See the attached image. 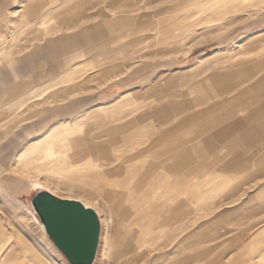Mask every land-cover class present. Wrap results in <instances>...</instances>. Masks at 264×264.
Returning <instances> with one entry per match:
<instances>
[{
    "label": "rangeland",
    "instance_id": "rangeland-1",
    "mask_svg": "<svg viewBox=\"0 0 264 264\" xmlns=\"http://www.w3.org/2000/svg\"><path fill=\"white\" fill-rule=\"evenodd\" d=\"M64 1L0 0V262L8 249L22 244L27 264H71L32 206L35 193L46 189L80 200L100 216L94 264H264V172H258L260 164L255 162L260 153L249 149L231 154L218 145L204 152L193 171L181 169L186 180L178 196L183 214L178 223L166 219L164 226V215L159 222L157 218L163 211L157 216L151 211L159 207L156 190L141 187L153 173L125 171L130 134L124 124L127 111L136 109L131 114L135 116L156 104L160 93L150 94L152 90L166 89L160 105L176 98L169 83L172 76L197 73L223 58L264 52V0H206L224 10L209 12L205 6L191 5L166 13L170 25L137 28L121 40L126 52L94 65L91 61L99 56L83 49L49 58L46 51L34 54L50 39L75 34V14L107 9L112 0H80L59 7ZM164 4L147 5L142 12ZM69 6L73 11L64 13ZM32 8H37L33 15ZM58 58L65 64L51 74ZM34 74L39 75L37 81ZM115 123L117 156L111 170L109 126ZM55 128L62 134L45 138ZM77 138H85L84 152ZM92 138L101 141L100 160L92 155ZM23 152L27 156L19 161ZM237 159L246 166L226 171L225 166ZM56 169H61L59 174ZM106 173L114 178L112 189ZM112 191L142 209L120 211ZM142 197L148 198L144 205ZM149 199L154 200L152 206Z\"/></svg>",
    "mask_w": 264,
    "mask_h": 264
},
{
    "label": "crops",
    "instance_id": "crops-1",
    "mask_svg": "<svg viewBox=\"0 0 264 264\" xmlns=\"http://www.w3.org/2000/svg\"><path fill=\"white\" fill-rule=\"evenodd\" d=\"M168 1L123 0L118 4L117 0H112L107 3L108 10L99 8L92 12L81 11L72 19L73 26L78 28L75 34L50 39L44 46H38L34 54L46 51L50 54L49 58L69 50L83 49L87 54L99 56L96 61H91L90 65H94L103 57L110 58L119 52H126L127 48L121 45V40L133 36L137 33V28L143 31L170 25L171 21L166 18V13L191 5L205 6L209 12L221 13L224 10L223 6L215 7L207 4L206 0H181L177 4H167ZM72 2L79 4L80 0H65L59 7L70 5ZM156 2L165 4L152 12H142L145 6ZM53 11L54 9L48 11L44 17L51 15ZM72 11L73 6H69L64 13ZM36 12L37 8L30 10L32 15ZM119 45L123 47L122 50ZM110 46L115 48H109ZM128 52L133 53L132 50ZM63 64L65 63L58 58L49 72L54 73ZM73 74H76V71ZM38 76L34 74V80L37 81ZM60 80L62 81V77ZM169 83L174 88L172 96L178 99L174 98L160 105L167 96L160 94L166 89H154L150 94L160 93L154 99L155 105L148 106L149 108L146 106L144 111L135 116L131 114L137 110H129L124 118L125 132L130 134V139L129 137L126 139V146L130 147V152L125 154L130 160L125 164V171L131 175L135 172L153 173L147 184L141 187L156 190L155 203L159 207L151 211L156 216L163 211L157 218L159 222L161 215H164V226L166 219L178 223L180 215L183 214L178 196L180 186H184L186 180L181 177L180 170L193 171L194 163L202 162L205 151L214 150L218 145L226 148L231 154L255 150L260 153L255 160L260 164L258 172H264V143H260L264 142V52L254 56L236 55L234 58H223L197 73L172 76ZM23 88L24 86L16 88L14 92L22 91ZM129 115L131 116L127 117ZM113 125L116 123L109 126L107 153L110 169L116 167L117 156L116 138L112 134L113 131L116 132V128L113 129ZM59 130L60 128L53 129L45 138L61 135ZM84 139L77 138L76 144L83 148V152L85 150L81 142L83 143ZM92 141V155L100 160L101 141L95 142L93 138ZM96 165L92 163V167ZM245 166V162L237 159L226 165L225 169L228 172H235L236 167ZM106 179L107 186L114 188V178H109L107 174ZM192 188L198 192L197 187ZM236 190V188L228 190L227 194L231 195ZM112 194L120 211L130 214L141 208V205L135 209L126 204V201L120 199L119 194L114 191ZM147 200V197H142L139 201L146 204ZM153 203L154 200L149 199V205L152 206ZM167 205H172V208H166ZM149 213L151 214L149 211L147 215ZM223 216L225 215L221 214V217ZM149 218L152 216L147 217ZM22 246L20 244L16 248L8 249L0 264H27L22 255Z\"/></svg>",
    "mask_w": 264,
    "mask_h": 264
},
{
    "label": "water",
    "instance_id": "water-1",
    "mask_svg": "<svg viewBox=\"0 0 264 264\" xmlns=\"http://www.w3.org/2000/svg\"><path fill=\"white\" fill-rule=\"evenodd\" d=\"M31 203L45 231L71 264H94L102 231L94 208L48 190L36 192Z\"/></svg>",
    "mask_w": 264,
    "mask_h": 264
},
{
    "label": "bare ground",
    "instance_id": "bare-ground-1",
    "mask_svg": "<svg viewBox=\"0 0 264 264\" xmlns=\"http://www.w3.org/2000/svg\"><path fill=\"white\" fill-rule=\"evenodd\" d=\"M88 143V142H87ZM35 147V146H34ZM33 148V147H32ZM27 156V152H23V153H21L20 155H19V161H22L25 157ZM61 169H56L55 170V173H57V174H59V171H60ZM56 171H58V172H56ZM41 190H46V189H41ZM49 191V190H48ZM51 192V191H50ZM121 199V198H120ZM121 202V201H120ZM42 223V222H41ZM43 224V223H42ZM45 229V228H44ZM113 247V246H112ZM112 247H110V249L112 248ZM110 251V250H109Z\"/></svg>",
    "mask_w": 264,
    "mask_h": 264
}]
</instances>
